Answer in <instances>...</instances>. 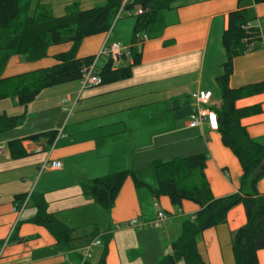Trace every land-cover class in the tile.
Here are the masks:
<instances>
[{
    "label": "crops",
    "instance_id": "0c3cea01",
    "mask_svg": "<svg viewBox=\"0 0 264 264\" xmlns=\"http://www.w3.org/2000/svg\"><path fill=\"white\" fill-rule=\"evenodd\" d=\"M105 1L35 0V5H44L53 18H61L72 7L88 11ZM237 9L245 10L248 28L258 29L260 40L233 60L228 87L237 90L263 83L264 3L172 0L142 33L146 40L141 45L133 44L132 17L118 20L109 37L104 33L82 41L78 59L95 57L104 42L139 53L140 64L129 79L82 92L77 82L53 87L25 109L16 99L0 102V114L25 115L19 127L0 134L4 146L0 156V264H98L105 250V264H157L162 256L172 255V242L198 207L182 202L175 209L165 197L154 199V163L204 154L203 173L211 196L220 199L238 191L240 165L222 146L217 131H210L206 123L188 128L195 107L192 95L210 92L207 108L215 112L219 107L216 79L222 76L226 61L221 39L228 14ZM69 49L70 45L49 48L46 58L35 63L13 57L2 76L52 67L54 57ZM131 63L122 61L115 69ZM253 106H259V114L241 120L240 125L248 138L264 140V94L235 103L237 109ZM46 133L54 135L50 144L38 138ZM11 141H20L25 157L10 158L7 144ZM47 158L60 168L40 172ZM124 171H131L133 177L124 180L109 212L82 194V184ZM256 188L264 197V178ZM27 195L42 197L48 213L71 230L66 247L57 245L43 227L30 223L36 213L32 199L16 223L13 208L19 204L14 198ZM157 213H163L166 220L148 228ZM129 221H136L142 229L122 228ZM244 223L243 208L238 206L223 225L203 232L196 240L202 261L234 264L231 238ZM118 226L121 229L115 230ZM257 261L264 264V250L258 252Z\"/></svg>",
    "mask_w": 264,
    "mask_h": 264
},
{
    "label": "trees",
    "instance_id": "16d2710c",
    "mask_svg": "<svg viewBox=\"0 0 264 264\" xmlns=\"http://www.w3.org/2000/svg\"><path fill=\"white\" fill-rule=\"evenodd\" d=\"M251 1L254 5L264 0H238V3ZM123 0H106L101 6L88 11H78L75 7L67 10L61 18H53L49 10L39 3L29 15L30 0H0V102L16 99L25 109L45 90L76 83L80 79L83 66L94 57L78 59L77 51L83 40L106 33ZM172 0H126L124 13L141 11L135 18V37L142 34L154 22L156 14L169 8ZM126 17V16H124ZM250 21L243 9H237L227 16V27L223 32L221 44L226 61L223 74L216 79L220 94V104L215 110L217 133L224 148L229 150L240 165L242 175L238 191L231 196L214 199L204 176L207 156L204 154L186 158H175L165 163L151 165L157 181V189L152 191L154 199L165 197L175 209L182 202H190L198 207L194 217L185 221L179 235L171 244L172 255L162 256L157 264H205L196 247L197 238L205 231L214 229L226 222L228 213L241 206L245 223L231 238L234 264H258L257 254L264 250V197L257 192L258 182L264 178L261 170L264 160V140L248 138L240 122L259 114V106L237 109L235 103L241 99L264 94V82L237 90L228 87L232 74V62L246 54L260 40L259 30L248 28ZM247 29H244L246 28ZM70 45V49L54 57L52 67L4 78L3 72L13 57L25 63H35L46 58L49 48ZM132 63L112 70L110 60H102L97 68L102 86L129 79L132 71L140 64V55L130 49ZM25 115L7 117L0 114V134L19 127ZM38 138L52 143L54 135L46 133ZM10 158L18 160L25 157L20 141L7 144ZM132 178L131 171L109 175L81 185L82 194L105 212H109L126 178ZM136 186H139L136 183ZM26 196L14 198L20 204ZM36 210L30 223L43 227L59 246L66 247L70 242L71 230L48 213L42 197H31ZM106 250L98 264H105ZM87 264V263H84Z\"/></svg>",
    "mask_w": 264,
    "mask_h": 264
},
{
    "label": "built area",
    "instance_id": "2783aa9c",
    "mask_svg": "<svg viewBox=\"0 0 264 264\" xmlns=\"http://www.w3.org/2000/svg\"><path fill=\"white\" fill-rule=\"evenodd\" d=\"M126 0H124L118 10L112 26L123 16L131 17V16H139L141 15L140 10L134 11L131 13H124L123 7L125 5ZM111 28L106 32V36L109 37ZM244 29H247L244 28ZM146 40V36L144 34H140L135 37V45H141ZM103 60H110L112 63V70L116 68V66L122 61L131 60L130 56V49H122L118 45L112 43L107 44L106 42L103 43L99 53L93 58L92 62L88 65L83 66L80 72V79L77 82L79 86V92H82L87 89H93L100 87L102 82L100 77L98 76L97 68L100 66V61ZM211 98L210 92H198L192 95V99L194 100L195 107L192 113L189 116L188 121V128L195 129L201 127L204 123L207 124L210 131H217V118L215 112H213L210 108H207L209 101ZM65 103V101H62ZM58 137V136H57ZM4 151V146L0 145V156ZM48 158L40 167V172L48 169V170H58L60 168V164L57 162H48ZM30 199V196L27 195L23 201L17 206H14L13 212L16 215V223L21 215V213L26 208V205ZM166 220V216L163 213L156 214V221L152 225H149L148 228L154 229L156 228V223H161ZM122 228L130 229V228H137L138 230L142 229V226L139 225L136 221H129L125 223ZM121 227H116L115 230H120ZM98 244V243H97ZM1 256V253H0Z\"/></svg>",
    "mask_w": 264,
    "mask_h": 264
},
{
    "label": "rangeland",
    "instance_id": "374dc122",
    "mask_svg": "<svg viewBox=\"0 0 264 264\" xmlns=\"http://www.w3.org/2000/svg\"><path fill=\"white\" fill-rule=\"evenodd\" d=\"M34 7H35V0H30V6H29V15H31L33 13V10H34ZM123 20V19H126L125 17H121L119 20ZM53 48H58L57 47H53Z\"/></svg>",
    "mask_w": 264,
    "mask_h": 264
},
{
    "label": "water",
    "instance_id": "95a60500",
    "mask_svg": "<svg viewBox=\"0 0 264 264\" xmlns=\"http://www.w3.org/2000/svg\"><path fill=\"white\" fill-rule=\"evenodd\" d=\"M264 169V160H263V163H262V167H261V170Z\"/></svg>",
    "mask_w": 264,
    "mask_h": 264
}]
</instances>
